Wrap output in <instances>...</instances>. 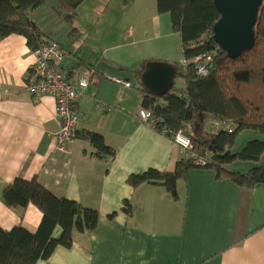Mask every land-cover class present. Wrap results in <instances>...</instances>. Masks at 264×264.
<instances>
[{"label": "crops", "instance_id": "crops-1", "mask_svg": "<svg viewBox=\"0 0 264 264\" xmlns=\"http://www.w3.org/2000/svg\"><path fill=\"white\" fill-rule=\"evenodd\" d=\"M88 2L78 10L86 15L80 19L84 23H77L78 18L70 23L74 30L56 0L31 14L41 32L66 50L62 68L70 78L76 81L88 68L96 71L85 91L76 86L81 123L69 153L55 151L52 143L60 130L55 100H36L28 89L37 59L27 40L13 35L0 41V227L38 231L43 219L38 208L11 209L2 200L4 189L17 178H36L57 198L99 212L94 232L75 233L71 249L58 247L38 264H264V184L241 188L230 179H219L212 169L193 168L177 184L178 201L162 186L134 189L127 184L129 176L150 169L173 173L186 155L140 118V74L147 63L164 61L157 60L150 47L157 37L148 38L152 27L144 24L145 11L125 8L118 13L123 30L109 34L113 26L104 17L112 11L107 5L82 10ZM154 12L159 21L157 6ZM43 17L55 20L62 32L44 27ZM99 101L110 111L99 107ZM87 132L101 135L115 157L96 158L95 148L84 138ZM61 233L57 228L54 237Z\"/></svg>", "mask_w": 264, "mask_h": 264}, {"label": "trees", "instance_id": "trees-1", "mask_svg": "<svg viewBox=\"0 0 264 264\" xmlns=\"http://www.w3.org/2000/svg\"><path fill=\"white\" fill-rule=\"evenodd\" d=\"M87 0H56L64 19L73 23L78 9ZM48 0H0V41L18 35L36 51L44 38L31 14ZM159 15L169 14L173 31L180 36L183 64L174 65L177 76L185 81V89L176 94L174 88L163 97L151 95L144 88L142 108L149 112L147 123L157 132L172 139L183 132L192 142L194 154L207 161L199 167L185 157L175 172L150 169L129 176L127 184L134 189L145 184L164 187L178 201L177 184L190 169H212L219 179H230L241 188L254 189L264 184V141L254 140L239 153L234 152L237 138L251 131L264 137V0L254 28L255 47L237 59H230L217 45L213 28L220 20L214 0H156ZM208 69L206 76L198 73V59ZM140 74V81H141ZM215 123L230 127L216 129ZM84 138L95 148L96 158L113 159L115 151L104 138L87 132ZM242 164L246 171L234 170ZM4 204L11 209L35 206L43 214L36 233L22 226L12 230L0 227V264H38L51 258L58 247L71 249L75 233L96 230L99 212L67 199L57 198L38 179L17 178L3 193ZM131 213V205L125 203ZM57 228L62 233L54 237Z\"/></svg>", "mask_w": 264, "mask_h": 264}, {"label": "built area", "instance_id": "built-area-1", "mask_svg": "<svg viewBox=\"0 0 264 264\" xmlns=\"http://www.w3.org/2000/svg\"><path fill=\"white\" fill-rule=\"evenodd\" d=\"M34 54L37 60L30 70L28 89L36 100L48 96L55 100L60 130L52 136V143L55 151L64 154L69 153L77 139L81 123V115L78 110V101L81 94L77 91L76 86L85 91L94 81L96 71L88 68L80 74L76 81L70 78L62 68V63L67 57L66 50L58 42L48 38L41 41ZM197 61L198 73L201 76H206L208 74L206 64L201 63L200 58ZM107 79L127 88L131 87L130 83L122 79L111 76H107ZM98 106L105 111H110V107L102 101L98 102ZM149 117V112L141 108L140 118L147 122ZM214 125L216 129H230L229 126L221 123H215ZM171 140L197 166L204 167L207 165L206 160L200 159L194 154L193 144L183 132L177 133Z\"/></svg>", "mask_w": 264, "mask_h": 264}, {"label": "water", "instance_id": "water-1", "mask_svg": "<svg viewBox=\"0 0 264 264\" xmlns=\"http://www.w3.org/2000/svg\"><path fill=\"white\" fill-rule=\"evenodd\" d=\"M263 0H214L221 18L213 28L217 45L230 59H237L255 47L254 28ZM177 71L173 64L149 62L141 75L143 88L163 97L175 86Z\"/></svg>", "mask_w": 264, "mask_h": 264}, {"label": "rangeland", "instance_id": "rangeland-1", "mask_svg": "<svg viewBox=\"0 0 264 264\" xmlns=\"http://www.w3.org/2000/svg\"><path fill=\"white\" fill-rule=\"evenodd\" d=\"M90 4H85L87 6L82 7V10L86 9H103L108 8L111 12L112 16H108V18L105 16L104 19H106V24L109 26H113V30L109 34L116 33V29H120L121 24H119L118 19L121 18L119 12L123 11L125 8L127 11H145L144 14V24L148 27H152V33L148 35V38L150 37H157L154 41L150 43V47L153 48L155 58L157 60H164L161 62H166L178 66H182L183 64V52H182V45L180 36L173 31L172 27V20L171 16L169 14L165 15H159V21L154 18V14H156L154 11H156V2L155 0H89ZM89 5V6H88ZM79 10V9H78ZM81 11V10H80ZM84 11H81L77 16V23H84L80 19H84L86 15L83 14ZM44 20V27H52L54 28L55 32H62V29L60 25L57 24L55 20H49L48 17H43ZM68 25V28H71L74 30V25L70 24L69 22H66ZM155 28L158 30L155 33ZM123 30V29H122ZM120 29V31H122ZM54 33L53 36L57 37L60 33ZM63 34V33H61ZM120 37L118 38V40ZM60 41L62 39H59ZM145 49H147L148 44L144 43ZM136 88L138 89L140 87V84L136 81ZM185 89V81L183 78L178 77L175 82L174 86V92L176 94H181L183 90ZM254 140H261L264 141V137L257 135L251 131L243 132L239 135L237 138L236 145L234 147V152L239 153L241 152L249 142ZM237 168H234V170H237Z\"/></svg>", "mask_w": 264, "mask_h": 264}]
</instances>
